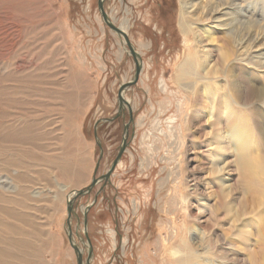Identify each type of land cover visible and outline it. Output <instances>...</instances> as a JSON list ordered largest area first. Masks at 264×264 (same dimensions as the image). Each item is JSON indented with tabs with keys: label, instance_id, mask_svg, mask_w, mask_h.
Instances as JSON below:
<instances>
[{
	"label": "rangeland",
	"instance_id": "rangeland-1",
	"mask_svg": "<svg viewBox=\"0 0 264 264\" xmlns=\"http://www.w3.org/2000/svg\"><path fill=\"white\" fill-rule=\"evenodd\" d=\"M97 1L41 0L59 35L43 60L61 85L45 89L41 71L0 75V176L10 179L9 187L0 184V264H77L69 230L83 264L87 239L90 264H264V178L258 164L264 160V132L257 124L264 113V39L252 50L247 46L243 59L230 55L234 45L220 38L225 40L222 25L232 15H223L217 0H104L109 20L125 28L141 60L138 81L122 94L131 108L129 122L125 107L114 117L119 87L133 79L134 62L123 38L103 23ZM236 1L246 15L253 12L251 25L236 18L256 35L264 27V0ZM185 6L191 31L186 41L179 26ZM198 33L207 45L198 43ZM204 46L214 54L205 60ZM239 72L262 91L257 98L243 87L236 113L229 105ZM196 86L201 97L214 92L215 118L229 112L226 133L230 127L242 133L241 152L234 157L212 151L213 163L204 169L198 152L213 144L214 132L207 112L194 128L187 124ZM123 138L127 146L109 181L74 201L68 224L66 198L109 170ZM89 155V180L65 194L64 211L51 212L75 177L58 168L72 169L77 158ZM227 161L231 167L219 172ZM91 204L84 230L83 213Z\"/></svg>",
	"mask_w": 264,
	"mask_h": 264
},
{
	"label": "bare ground",
	"instance_id": "bare-ground-1",
	"mask_svg": "<svg viewBox=\"0 0 264 264\" xmlns=\"http://www.w3.org/2000/svg\"><path fill=\"white\" fill-rule=\"evenodd\" d=\"M187 5H191V4H187ZM192 7H193V5L188 6L187 9H191ZM216 7L222 8V10L225 11L223 13V15H226V16L232 15V16L228 17L227 19H225V22L222 25L223 26L222 31H224V34H225L223 38H225V40L223 41L222 38H220V41L222 43H224V45H226L228 47H230L231 45H234V47L232 46L233 47L232 53L231 54L229 53L230 55H232V54L235 55L237 52L242 57L244 55L243 50H245L247 48V46H250V48L252 50V48H254L252 46L257 41L264 39V27H263V25H262V28L261 27L259 28L260 30L256 35H252L251 32L244 31V24L245 23L243 22V20L242 21L237 20L236 15L239 14L241 17L247 18L248 24L251 25V21L248 17L253 15V12H251L250 15H246V13H245L246 11H243V9H244L243 5L240 2H237L236 0H217L216 1ZM248 7H249V5H248ZM42 8H43V6H41V0H0V75H2V76L4 74L6 75L11 70L20 71V72H24V73L29 72L30 74L34 73L35 71H41L42 76H40V75L39 76L41 77L42 86H44L45 89H49V88L51 89L52 87L57 88V85L58 84L61 85V82L59 81L60 79L57 80V78L55 77L56 74L55 75L53 74V72L55 70L53 68L50 69L51 67L50 68L47 67L48 65L46 64V62L48 63L49 61L48 60L46 61L45 59L43 60V54L46 52V49H47L46 46L48 47L52 42H54L56 40H57V42H59L57 39V37H59V35H57V32H56L57 30L55 29V28H57L58 25H57V22L54 19H52V16L50 14H48L47 12L45 13V10H42ZM185 8H186V6L184 7V9L181 10L179 26H180L182 36L184 37V39L186 41L188 33L191 31H190V27H189L188 23L186 22L187 18L184 17V14L186 12ZM259 17H261V16H259ZM124 26H126V25H124ZM119 29L121 31H123L124 33L126 32L125 28L121 25L119 26ZM197 32L198 31H196V33ZM198 38H199L198 43L203 44L206 42L199 33H198ZM42 43H44V44H42ZM204 45H207V43H205ZM204 47L206 48V49H204V52H203V59L205 60V58L211 57L214 54H213V50L211 49V47H207V46H204ZM47 53L49 56H51L52 51L49 52L47 49ZM243 58L244 57H242V59ZM40 60H41V64L38 65V61H40ZM48 64H50V63H48ZM66 66H68V65H66ZM260 67L264 68V66H260ZM67 68H69V67H67ZM61 69H62V72H66L64 68H61ZM141 69H142V65H141ZM29 73L27 75H29ZM239 74H241V73L239 72ZM34 75H36V74H34ZM65 75H66V73H65ZM65 75H62L61 77H65V79H66L67 75L66 76ZM70 75H68V76H70ZM234 78L237 79L235 84L231 85V92H232V95L234 98V105H229V109L232 110L231 112L235 111L236 113H238V105H236V104H239L240 101H242L244 93L245 92H248V93L252 92V94L254 96H257L259 93V97H261L262 89H261V91L260 90L255 91L256 89H254V87H253L254 83L253 82L250 83L249 76L245 75L244 73H242L241 75H235ZM250 78H251V76H250ZM4 79H5V77H4ZM4 79H2V81ZM4 82L5 81H3V83ZM197 83H199V81H197ZM243 87L245 88L244 93L241 90V89H243ZM204 88H205L204 91L206 92V87H204ZM193 97H194V105H193L194 108L192 110V114L190 115V117L188 119H186L187 124L189 126V129L194 128L195 123H197V124L200 123L199 117L201 116V114L203 112H205V113L207 112V115L209 117L208 120H210L209 123H211L210 128H211L212 132H214L213 140L211 141V143H213V144H211V146H209V148H206L205 150H201L198 152L201 154L200 158L198 159L200 161L199 167L204 169V168H209L210 164L212 165L213 159L210 157V156H212L211 155L212 151L214 153L220 154L222 156L228 155L229 153H233V155H234L238 152H241V150H242L241 144L239 143L241 138H242V133L239 132L241 130V128L230 127V129H231L230 133H226V130H224V127L228 128L227 124H228L229 119L231 117L229 112L224 115V112H225L224 109H226V107L223 109V112L219 109L221 111V112L220 111L219 112L224 115V117L222 119L218 118V117L217 118L214 117V114H216V112H217V109L214 105L215 104L214 92H212V94L208 93L204 97H201V91L198 90L197 86H196L194 93H193ZM257 98H258V96H257ZM46 102H47V100H46ZM48 102H49V100H48ZM3 105H4V103H3ZM233 107H235V108L232 109ZM263 114L261 117V122H259V120L257 119V124H258V126H260L261 130H263V132H264V115ZM238 119H239V117L236 118V120H238ZM49 121H47V122H49ZM55 124L53 125V127L55 126ZM27 128H29V127L27 126ZM7 129L8 128H5L4 131ZM27 131L28 130H26V132ZM16 132H18V130ZM33 132H34V130H33ZM4 136H5V138L7 137L6 135H4ZM10 136H13V135H10ZM29 136H31V135H29ZM244 137L246 138V136H243V138ZM14 140H12V141H14ZM2 141H4V140H2ZM21 141H23V140H21ZM21 141H19V143H21ZM232 144H234V146H232ZM0 152H2V151H0ZM243 152H244V150H243ZM234 157H235V155H234ZM216 158H219V157H216ZM263 158H264V155H263ZM86 159H87V157H86ZM4 160H6V159H4ZM261 161H263V162H259L258 164H259V168L261 167V169H262L261 175L264 178V160H261ZM230 163H231V161H227L225 163V166L222 167L221 170H219V172H224L228 167H231ZM62 164H64V163H62ZM62 164H60V165H62ZM92 168H93V164L91 162L90 155H89V160H85V159L83 160L82 158H79V159L77 158L76 164L72 169H70V168L66 169V167L58 168V171L62 172V174L64 176L66 173L68 174V172L71 171V172H73V175L75 177H73L72 179L69 178L72 181L71 184L68 186H64L63 193L59 197L58 205L54 204L51 208V212H56V211L62 212V211H64L65 194L69 190L78 189L82 185L87 183V181L89 180V177L91 175ZM237 170H239V169H237ZM6 172H7V170H6ZM212 172L218 173V170L216 168H212ZM242 172H243V170H242ZM242 172L240 174H242ZM228 173L232 174L233 172L230 170V172H228ZM1 176H0V184H3L6 187H9V184H10V181H9L10 179L8 178L9 175H8V177L5 174L1 175ZM68 177H69V175H68ZM248 184H249V182H248ZM3 185H1V186H3ZM50 196H52V195H50ZM70 198H71V195L66 198L67 201ZM73 244L75 245V243H73ZM11 256L13 257L14 255H11ZM0 262H1V260H0Z\"/></svg>",
	"mask_w": 264,
	"mask_h": 264
},
{
	"label": "water",
	"instance_id": "water-1",
	"mask_svg": "<svg viewBox=\"0 0 264 264\" xmlns=\"http://www.w3.org/2000/svg\"><path fill=\"white\" fill-rule=\"evenodd\" d=\"M103 3H104V0H98L97 1V8L99 10V13H100V16H101V19L103 21V23L112 31L114 32L116 35L120 36L123 38L124 40V43L126 44L127 48H128V52L130 54V56L132 57L133 59V62H134V77L131 81H129L128 83L126 84H123L119 87V91H118V96H117V100H118V112H117V115L114 117V118H117L119 117V114L121 113V111L123 110V108H127L128 110V113H129V116H130V119H129V122H131L132 120V117H131V108L129 107V104L127 103V101H125L123 99V92L128 89L129 87L133 86L134 84H136V82L138 81V77H139V74H140V71H141V60H140V56L134 51L131 43L129 42V39L127 37V35L121 31L119 28L115 27L111 21L109 20L107 14L105 13L104 9H103ZM105 121H112L111 120H105ZM128 126H129V123L125 125V129H124V134L127 135V129H128ZM99 146V144H98ZM127 146V143H126V139L123 138V141H122V144L119 148V151H118V154L116 156V158L114 159V161L112 162L111 164V167L109 168V170L104 174L102 175L101 177H99V179H96L93 177L92 181H91V184L86 187L85 189H82V190H79V191H74L72 192V197L70 199H68L67 201V216H68V224H69V220L71 218L72 215H75L74 211H73V203L74 201L78 198V197H81L83 195H86L88 194L91 189L97 184L99 183L100 181H104V183H106L107 181H109V178L110 176L112 175L115 167L117 166L122 154L124 153L125 151V148ZM100 147V146H99ZM97 168H98V164L96 165L95 167V170H94V174L97 172ZM93 204L91 205H88L86 206L85 210H84V213H83V226H84V230L86 229V226H87V220H86V214L87 212L89 211L90 207L92 206ZM69 233V241L70 243L72 244V248L76 254V257H77V264H83V260H82V253L80 252V250L78 249L77 246L73 245L72 243V238H71V233H70V230L68 231ZM86 236V235H85ZM87 243L89 245V252H88V256H87V259L85 260V264H90V258H91V248H90V243H89V240L87 239Z\"/></svg>",
	"mask_w": 264,
	"mask_h": 264
}]
</instances>
